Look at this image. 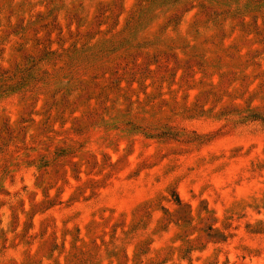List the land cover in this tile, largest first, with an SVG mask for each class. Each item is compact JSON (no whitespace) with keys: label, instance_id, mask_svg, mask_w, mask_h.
Listing matches in <instances>:
<instances>
[{"label":"rangeland","instance_id":"rangeland-1","mask_svg":"<svg viewBox=\"0 0 264 264\" xmlns=\"http://www.w3.org/2000/svg\"><path fill=\"white\" fill-rule=\"evenodd\" d=\"M0 264H264V0H0Z\"/></svg>","mask_w":264,"mask_h":264}]
</instances>
